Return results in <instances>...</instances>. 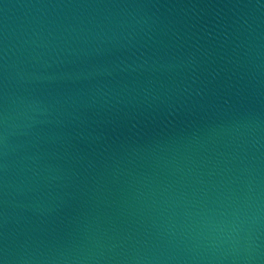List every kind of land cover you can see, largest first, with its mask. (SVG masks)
I'll use <instances>...</instances> for the list:
<instances>
[{
    "label": "water",
    "instance_id": "obj_1",
    "mask_svg": "<svg viewBox=\"0 0 264 264\" xmlns=\"http://www.w3.org/2000/svg\"><path fill=\"white\" fill-rule=\"evenodd\" d=\"M0 264H264V0H0Z\"/></svg>",
    "mask_w": 264,
    "mask_h": 264
}]
</instances>
